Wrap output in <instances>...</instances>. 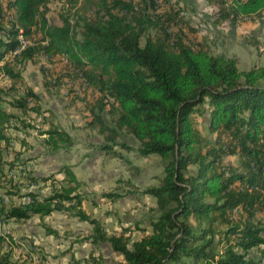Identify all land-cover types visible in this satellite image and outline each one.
<instances>
[{
	"label": "trees",
	"instance_id": "16d2710c",
	"mask_svg": "<svg viewBox=\"0 0 264 264\" xmlns=\"http://www.w3.org/2000/svg\"><path fill=\"white\" fill-rule=\"evenodd\" d=\"M53 1L0 0V80L9 82L0 87V226L60 213L89 224L91 244H108L120 264H261L251 252L264 249V66L241 70L235 59L211 54L179 0H95L84 15L60 0L51 21ZM208 2L216 20L233 25L264 16V0ZM22 37L29 43L14 54ZM62 60L60 75L44 67ZM29 63L40 64L46 86L64 87L71 104L81 103L87 128L101 137L93 149L159 158V185L139 190L127 181L129 191L101 194L111 202L121 192L154 198L143 221L108 234L83 209L70 166L35 175L34 159L24 158L29 129L50 153H69L75 141L46 120L24 80ZM205 115L207 134L196 126ZM11 232H0V264H24L13 259L21 246ZM91 264L100 262L91 256Z\"/></svg>",
	"mask_w": 264,
	"mask_h": 264
},
{
	"label": "rangeland",
	"instance_id": "374dc122",
	"mask_svg": "<svg viewBox=\"0 0 264 264\" xmlns=\"http://www.w3.org/2000/svg\"><path fill=\"white\" fill-rule=\"evenodd\" d=\"M179 1L180 6L184 8L185 19L189 20L193 29L196 31L193 35L205 44L211 54H221L228 58L235 59L241 70L264 66V16L254 21L244 20L238 25H233L229 22L216 20V12L218 9L214 5H211L208 0ZM93 2H95V0H71L70 3L72 8L70 10L73 13H77L76 15H84L90 10ZM172 2H174V0H172ZM61 4L60 0H54L53 3L50 4L48 16L51 21H56L58 18V14L61 11ZM37 38L38 37L30 39V42H34ZM65 66L66 63L63 60L60 62L53 61V63L50 64L44 63V67L52 69L54 75H60L61 71L65 70ZM23 76L26 84L38 94L40 98V109L44 113L45 118L50 120L48 122H54L57 125L56 127L64 126L68 128L75 137L76 142L80 144V146L77 144L78 146L74 150V156L81 158L84 157V154H100L99 158L93 159L92 161L90 159L85 161L86 164L84 163V166L88 169L84 168V172L90 170L93 173L95 172L96 175H100V177H105L102 172H113L115 175L117 174V178L119 172L127 171L132 178H135L138 176V172L136 173L135 169L138 168L133 165L134 163L142 165V168H144L150 176L159 172V161L154 157L141 159V157L130 153H124L123 159L118 158L114 160L115 157L104 156L100 152L94 151L95 149H90L88 151L89 153H84L85 149L82 147L88 143L87 139H90L89 142L94 144L92 146H95L99 143L101 137L95 136V132L92 135L86 134L85 123L87 116L81 103L71 104L64 87L55 89L54 87L50 88L46 86L45 82L47 80L44 79L40 70V64L35 65L29 63L26 66ZM6 84L8 86L9 82L0 80V87L7 88L5 86ZM8 96H4L7 101L11 100L10 96ZM6 108L11 112H16L9 106H6ZM207 121V115L197 117L196 126L204 134H207ZM52 125L55 126L54 124ZM44 128H48V126L45 125ZM13 133L22 136L21 133H17L16 131H13ZM28 134V142L32 145V149L24 154V158L33 157V159H37V154H45L46 148L42 146L41 138H39L35 130L29 129ZM131 144L134 147L136 146L134 142H131ZM46 156L47 154H45L44 157ZM62 156L59 154L57 155L55 159L56 164L53 167L54 172H57L59 166L63 165L66 161L65 159L68 158L64 156V154ZM40 162V164L36 163L37 168L33 167V169L36 170L35 172L39 171L45 173L47 170L45 174L49 175L52 169L42 168H45V166L50 167V164L47 163L45 158H41ZM87 162H89L88 165ZM112 180L113 178L108 179L106 182L104 181L105 189L108 191L115 188L113 186L109 187ZM117 180L118 179L113 181L116 182ZM138 181V185L140 186H143V183H145L142 180ZM159 184L160 181L152 186H157ZM33 190L35 193L39 194L40 197H48L50 194L49 189L44 187L35 186ZM3 192V189H0V194ZM100 194L101 193H99V195ZM18 200L16 201L18 202ZM87 206L86 212H88L93 204L88 203ZM119 206L120 203L118 204L117 201H115L114 204L110 201H104V204L98 207L97 212L101 215L106 213L105 210L122 209L119 208ZM126 206L128 205H124L123 209H126ZM145 207L146 208L139 211L135 216L129 217V222H125L123 226L119 223V225L116 224L114 220V222L108 221L106 225L104 224L106 232L108 234L119 232L123 227L143 221L145 219L144 215H146L144 212H146L147 209V206ZM8 228L11 229L15 242L21 246L18 248L15 247L13 254V259L18 263L71 264V259L74 257L75 260H83L82 264H86L84 263L86 260L91 264V256L97 258L100 264H120L122 262V257L119 254L113 253L108 244H101L99 246L91 244L90 240L87 238L91 231V226L89 224L79 222L77 219L68 215L54 213L49 217H33L24 223L11 221L8 226H0V232ZM139 236L138 233H134L132 235V240H136ZM34 247L37 248L39 253L27 256L26 254L31 253ZM251 255L254 256L256 260H259L261 264H264V249L262 254L254 251L251 252Z\"/></svg>",
	"mask_w": 264,
	"mask_h": 264
},
{
	"label": "crops",
	"instance_id": "0c3cea01",
	"mask_svg": "<svg viewBox=\"0 0 264 264\" xmlns=\"http://www.w3.org/2000/svg\"><path fill=\"white\" fill-rule=\"evenodd\" d=\"M48 121H50V120H48ZM51 123L54 124L55 126H57L54 122H51ZM60 128L63 129L65 132H67L74 139V141H75L74 148L69 153H64L63 151H58L56 153H50L46 150V153H45V154H47L46 157H44L45 154H43V155L37 154V159H34V168H37L36 163H38V164L41 163L40 162L41 158H45L47 163L50 164V167L45 166V168H42V169H52V171L49 175L57 174L59 169L65 165L70 166L72 168V171H73L74 175L76 176L77 180L80 181L82 184L79 191L86 198V200H84V203H83V209L86 210V208L88 207L87 206L88 203L93 204V206L90 207V209L88 210L87 213L90 214L92 217L98 219L103 226H104V224L106 225L108 221L112 222L113 220L116 222V224L119 223L121 226H123V224L125 222H129V217L135 216L139 211H142V209L146 208L145 206H147V209H146V212H144V214L148 215V208L155 205V199L154 198H152L150 196H141V195H137V194H126L124 192H121L122 197H120L117 200V203L118 204L120 203L119 208H122V209L105 210L106 213L104 212L105 214H101V215L98 214L97 210H98V207H101L104 204V201L105 202L109 201L105 198H102L101 194L111 192L112 190H114L116 187H119V186H121L124 190L129 191L130 189H129L128 185H124V183H126L127 181H131V183L134 186L138 187L139 190L144 189L148 186H152V185L157 184V182L159 181L161 174H162V168L160 167L159 162H158L159 172L155 173L151 176L144 170V168H142V165H137L135 163L133 165L136 168H138V176H136L135 178H132L131 175L127 171L119 172L117 178H116L117 174L115 175L113 172H102V173H104L105 177L104 176L100 177V175H96L95 172L93 173L90 170L84 172L85 171L84 168L88 169L86 166H84L86 164L85 161H87L88 159H90L92 161L93 159L99 158L100 154L94 155V154L88 152L90 149H93L92 145H94V144L89 142L90 139L89 140L87 139L88 143L85 146H83L82 148L85 149L84 153H89V154H84V157H81V158L78 157L77 158L76 156H74V150L78 146L77 144H79V143L76 142L75 137L72 135L71 131L68 128H66L64 126H62ZM85 131H86V134H89V135H92L95 132V136L100 137L96 130H92V129L87 128L86 123H85ZM79 146H80V144H79ZM94 151H96V150H94ZM94 153H96V152H94ZM100 153L103 154L102 152H100ZM124 153H128V154L130 153L132 155L138 156L134 152H123L122 154H124ZM58 154L61 156L64 154V156H66L68 158L65 159L66 161L63 165L60 164L61 166H59L58 171L54 172L53 167L56 164L55 159H56ZM104 156H110V155H104ZM149 157L150 158L154 157L157 161H159V158L157 156H149ZM149 157H146L145 159H148ZM115 159H118V158H114V160ZM141 159H143V157H141ZM88 163L89 162H87V165H88ZM47 167H49V168H47ZM46 171H45V173H46ZM103 171H105V170H103ZM45 173L38 171V172H35V175L37 177L49 176ZM98 174H100V173H98ZM59 177H61V178H59ZM58 178L62 179L63 175L58 174ZM111 178H113V180H116V179H118V180L116 182H114L112 180L111 185L109 187L113 186L115 188L108 191L105 189L104 181L106 182L108 179H111ZM138 180H140V181L142 180L143 182H145V183H143V186L138 185V183H139ZM40 187H44V186H40ZM44 188H47V187H44ZM99 193H101V194L99 195ZM94 196H95V198H94ZM123 203H124V205H128V206H126L127 207L126 209H123V206H124ZM112 204H114V202H112ZM146 215H144V218L146 217Z\"/></svg>",
	"mask_w": 264,
	"mask_h": 264
},
{
	"label": "built area",
	"instance_id": "2783aa9c",
	"mask_svg": "<svg viewBox=\"0 0 264 264\" xmlns=\"http://www.w3.org/2000/svg\"><path fill=\"white\" fill-rule=\"evenodd\" d=\"M29 42L27 41V39H25L24 37H22V44L19 45V47L14 51V54H18L20 53V51L27 46Z\"/></svg>",
	"mask_w": 264,
	"mask_h": 264
}]
</instances>
